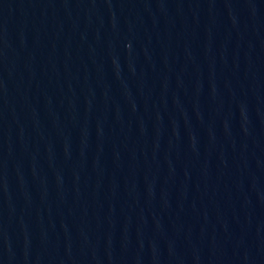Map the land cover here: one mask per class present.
<instances>
[{
  "label": "water",
  "instance_id": "obj_1",
  "mask_svg": "<svg viewBox=\"0 0 264 264\" xmlns=\"http://www.w3.org/2000/svg\"><path fill=\"white\" fill-rule=\"evenodd\" d=\"M0 264H264V0H0Z\"/></svg>",
  "mask_w": 264,
  "mask_h": 264
}]
</instances>
